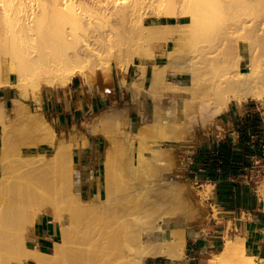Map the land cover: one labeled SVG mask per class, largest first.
<instances>
[{
	"label": "bare ground",
	"instance_id": "obj_1",
	"mask_svg": "<svg viewBox=\"0 0 264 264\" xmlns=\"http://www.w3.org/2000/svg\"><path fill=\"white\" fill-rule=\"evenodd\" d=\"M139 10L143 11V17L173 18L176 22L146 24L137 15ZM185 18H189V24L180 23ZM120 21L122 27L117 26ZM236 33L241 35L235 36ZM136 37L148 42H164L163 52L157 55L163 61L157 62L155 55L145 54L132 46ZM194 38L213 45L200 50L188 62L181 61L180 50ZM242 39L250 40L259 59V65L249 59L246 71L240 69L245 58L241 53L245 46ZM168 44H171L169 50L166 49ZM135 57L140 62L138 71L126 84V69ZM112 62L116 65L119 88H126L132 97L138 90L151 95L159 89L174 99L199 95L198 108L208 110L212 107L213 115L224 113L231 102L240 105L248 99L264 101V0H120L119 3L106 0H0V88L16 90L11 104L23 107L26 119L31 123L30 128L21 130L16 149L52 147L54 151L49 156L38 154L41 158L35 160L36 167L45 170L65 167V172L74 180L73 199L77 208L82 210L92 209L100 199L96 195L84 204L80 197L78 167L67 169L68 163L77 166L72 161L71 151L75 147L80 149L81 143L70 145L71 148L68 139L55 135L52 125L39 111L40 88L64 89L79 76L85 79L91 90L94 83L89 70L96 64ZM148 62L151 71L144 87ZM97 73L101 74L103 81L109 74L107 69ZM207 74L209 82L200 86ZM177 75L185 76L186 81L177 83L168 79ZM100 90L103 95L112 93L108 86ZM28 92L34 103V112L31 113L27 108ZM77 129L72 131V138L82 134ZM148 132L149 124L140 125L134 132L127 130L126 120L113 107L103 110L89 123V135H99L106 140L103 153L106 192L115 183L113 175L116 173V154L122 146L120 140L134 150ZM180 138L173 134L167 140L173 142ZM20 160L19 165L28 159ZM260 191L264 210V184ZM1 198L4 201L1 202ZM19 209L17 199L3 198L0 194V227L3 228L0 240L8 236L17 238L14 233L19 224L15 216ZM42 215L52 217L60 228V240L54 242L49 253L38 249L33 231L34 223ZM22 226L29 228L30 238L27 240L34 245L28 247L25 244V259L17 264H143L144 258L184 259L187 226L184 219L168 228L155 226L141 233L130 256L104 260L88 255L82 248L67 249L59 244L64 226L52 205L39 206ZM9 249L12 250L11 245ZM216 255L218 257H211L209 263L256 264V258L245 249L244 238L238 235L218 246ZM6 260L0 256V264H9Z\"/></svg>",
	"mask_w": 264,
	"mask_h": 264
},
{
	"label": "rangeland",
	"instance_id": "obj_2",
	"mask_svg": "<svg viewBox=\"0 0 264 264\" xmlns=\"http://www.w3.org/2000/svg\"><path fill=\"white\" fill-rule=\"evenodd\" d=\"M106 1L120 2V0ZM142 12L139 10L137 15L141 16L146 24L176 22L173 18L143 17ZM122 23L118 22L117 26L122 27ZM180 23L189 24L190 20L185 18L180 20ZM239 34L236 33L235 36ZM242 41L245 46L241 48V53L245 58L240 64V69L246 71L249 59L255 65H259V59L256 50H252L250 40L242 39ZM164 45L162 41L148 42L137 37L132 43V46L139 48L145 54L155 55L157 62L163 61L157 55L163 52ZM210 45L212 46L213 43L194 38L180 50L179 59L188 62L192 57L197 56L200 50L207 49ZM170 48L171 44H168L166 49ZM137 60L139 61L136 57L133 59V61ZM114 65L113 62L108 65L104 63L94 65L89 70L92 74L93 85L101 77L97 71L103 72L107 69L109 74L105 79L112 72L116 76V65ZM208 75L204 77L203 81L205 80V82L203 84L201 82L200 86L209 82ZM149 76L150 74L147 75L145 84L143 82L144 87L148 84ZM79 79L85 84L83 77H79ZM168 79L177 83L186 81V77L181 75L174 78L168 77ZM11 81H14V78ZM130 81L131 79L128 78L126 84H129ZM108 87L112 90L111 95L115 92L120 93L122 90L118 87L116 78L115 83H110ZM44 88L46 87L42 86L40 91ZM8 89H12L13 97L16 96L14 88H0V194L3 198H15L20 202L19 212L15 216L17 224H19L14 233L17 238L8 236L0 240V256L7 259L9 264H17L18 261L25 259L26 243L28 247H33L34 244L31 241L28 242L29 228L22 226V223L42 205H52L63 223L64 233L59 242L61 246L67 249L82 248L88 255L103 260L111 257L123 259L130 256L137 246L139 235L148 232L155 226L168 228L171 224L184 219L187 222L185 229L187 238L193 231L204 229L210 223L211 218H217L216 209L210 205L211 202L216 201L215 198H212L211 186H200L199 182H195L188 173L190 159L196 153L199 145L210 142L207 138L213 133L216 118L219 116L213 115L214 108L212 107L207 108L208 110L202 107L198 108L200 106L199 100H197L199 95L193 94V98L190 96V98L174 99L162 89L151 95H146L143 90H138L133 98L142 95L145 103V107L142 109L144 117L139 126L149 124V132L134 150L126 147L123 140H120L122 146L119 147L116 154L114 185L106 192L104 164H101L104 188L102 199L92 209L82 210L77 208L73 199V191L76 188L73 178L65 172V167L53 170L36 167L35 160L41 158L38 154L47 157L54 151L52 147H22L17 151L16 139L20 136L23 128L31 127V123L27 121L23 107L12 106L11 98L13 97L8 100L4 96ZM123 93L126 95L129 91L125 88ZM26 100L29 112H34V103L30 92H28ZM242 103H246L249 107L248 112L259 113L264 119L263 100L248 99ZM231 104L235 103L231 102L229 106ZM113 108L117 109L126 120L127 130L134 132L138 129L130 128L129 108L122 110L118 101L114 102ZM93 118V116L87 117L78 129L74 128L79 134H82L70 137L69 146L81 143L82 147L87 144L88 138L92 136L89 135L88 129ZM54 133L58 137L57 133ZM173 134H178L181 138L173 142L168 141L167 137ZM96 136L102 140V157L106 140L102 136ZM28 154H30L28 157L25 156ZM259 157V154L252 157L254 168L249 171L248 181L251 195H255V198L263 205L260 187L264 184V161L262 162ZM26 158L28 159L26 163L18 164L20 159ZM66 161H68L67 158ZM66 165L67 169L70 166L78 167L69 165V163ZM98 186L100 187L101 184L99 183ZM79 188L81 200L85 204L89 200L81 193V180ZM45 194H51V196ZM2 201L4 200L1 198ZM50 218L52 219V217ZM1 230H3L2 227H0ZM236 235H238L237 229L231 230L229 226L227 232L224 231L222 240L216 245L223 246L228 241L234 240ZM57 240H60V235ZM10 245L12 250L9 249ZM217 250L218 247L213 249L211 257H218ZM186 257L184 254L182 260H186ZM164 261L163 257L144 258L143 264H156Z\"/></svg>",
	"mask_w": 264,
	"mask_h": 264
},
{
	"label": "crops",
	"instance_id": "obj_3",
	"mask_svg": "<svg viewBox=\"0 0 264 264\" xmlns=\"http://www.w3.org/2000/svg\"><path fill=\"white\" fill-rule=\"evenodd\" d=\"M139 63L137 60L129 65L126 71V82L128 78L131 79L136 75ZM150 71L151 63L148 62L146 63L144 84ZM115 78L117 83L118 74L116 73L115 76L113 72L104 81L101 76L91 90L87 84L82 83L78 76L74 77L64 89L51 90L44 88L40 91L39 111L52 125L59 138L63 137L66 138L65 140H69L74 128H79L87 117L93 116L95 118L103 110L112 108L114 102L118 101L122 110L129 108L130 128L137 129L144 117L142 113V109L145 107L143 96L133 98L131 93L124 95L123 90L120 93L115 92L113 95H111L112 93L103 95L100 92L102 91L100 88L103 89L104 86H109L110 83L114 84ZM104 82H107V84H104ZM95 88L97 91H95ZM12 92V89H8L4 96L10 100L13 97ZM248 111L249 107L246 103L228 106L224 113L217 116L213 133L207 138L210 141L208 144L222 142L226 139H230L233 144H236L239 133L234 129L235 122ZM101 154L102 140L94 135L88 138L86 145L80 149L75 147L71 151L72 161H75L74 163L77 164L79 170L81 193L88 200L96 195L101 199L104 193L102 185L103 172L101 173L102 169L100 167L103 164ZM261 156L264 158V146H262ZM188 167L190 168L188 173L195 182H199L200 186H211L212 198H215L216 201L211 202L210 205L216 209L217 218H211L210 223L204 229H197L187 236L184 248L185 257L188 256L186 260L165 259L164 262L156 264H212L208 260L211 258L213 249L218 247L216 243L222 240L223 233L224 231L227 232L229 226L231 230L237 229L238 235L244 238L245 249L251 256L256 258L257 264H264V210L258 199H255L254 204L251 203L252 192L248 175L241 176L239 180L242 184L240 194H233V201L224 205L218 203L216 184L212 180L204 178L203 170L194 164L192 158ZM99 183L101 184L100 187H98ZM33 231L38 249L45 253L52 250L54 242L57 241L60 235L59 225L46 215H42L35 222Z\"/></svg>",
	"mask_w": 264,
	"mask_h": 264
},
{
	"label": "trees",
	"instance_id": "obj_4",
	"mask_svg": "<svg viewBox=\"0 0 264 264\" xmlns=\"http://www.w3.org/2000/svg\"><path fill=\"white\" fill-rule=\"evenodd\" d=\"M157 24V23H153ZM235 131L239 133L238 142L233 144L230 139L213 144L200 145L193 155V162L202 169L204 178L216 184L218 203L233 201V194L237 195L242 184L243 175L250 176L249 171L254 168L252 157L261 156L264 146V120L259 113L246 112L235 122ZM255 196L251 195V203H255Z\"/></svg>",
	"mask_w": 264,
	"mask_h": 264
}]
</instances>
